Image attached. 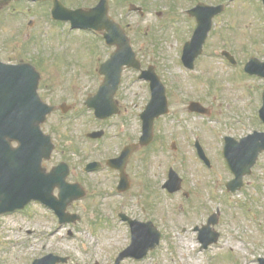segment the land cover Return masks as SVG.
I'll return each mask as SVG.
<instances>
[{
  "label": "rangeland",
  "instance_id": "obj_1",
  "mask_svg": "<svg viewBox=\"0 0 264 264\" xmlns=\"http://www.w3.org/2000/svg\"><path fill=\"white\" fill-rule=\"evenodd\" d=\"M229 1L217 0L218 3L230 4ZM98 2L99 0H66L65 5L74 9L92 7ZM178 2L179 0H112L110 14L127 27L129 35L135 38L136 50L141 51L145 47V51L150 47L153 35H157L160 40L163 36L175 40L172 30L165 28V23L170 18L167 14L170 5L175 3L179 6ZM130 4L142 7L144 16L130 12ZM262 6L258 0H237L236 3L228 5L231 20L233 18L232 24H235L233 43L239 47V60L242 64L252 57L264 60ZM38 8L32 9L30 5L22 7L18 9L21 17L16 20L9 19L0 25V58L3 61L11 58L15 62L23 60L35 65L43 77L40 95L47 103L81 104L94 91L95 81H100L98 65L106 61L114 49L105 46L103 40L89 31L73 30L67 24L54 23L47 18L48 9ZM158 13L162 15L161 20ZM120 15L123 17L120 18ZM226 19L225 16L223 20ZM30 21H35L36 24L28 27ZM188 37L189 33L183 31L178 39L179 44ZM220 42L217 45L218 51L221 49ZM172 44V48L164 44V54L169 55L170 65L177 63L178 59L175 52L177 46ZM159 58L157 61L161 65V76L168 80L174 90L177 103L174 106L175 112L181 107V101L185 102V94L206 99L203 106L210 110L208 115L203 116L185 110L176 112L175 117L163 120V126L166 122L169 127L164 128L161 138L167 145V137L175 132L178 134L181 153L177 157L171 153L169 165L188 176L190 181L196 179L195 185L198 189L201 187L205 191L209 180L216 182V205L218 204L221 214L215 228L220 233V239L210 249L202 251L196 241L198 233L188 227L194 228L197 223H188L185 226L187 219L178 210V199L173 197L169 200L164 197L160 202L161 213L157 211L153 214L163 221L158 223L164 227L162 244L152 256H148L141 263L128 261L124 264H260L259 258H264V153L260 155L252 174L244 179V187L233 195L226 192L227 182L234 177L222 156L225 137L239 140L254 131L264 132V124L259 119L264 79L249 77L242 67L231 68L221 57L211 59L208 70L202 68L191 73L181 72L179 69L166 70L163 66L167 60L161 56ZM133 76V73H126L122 87L123 96L126 98L122 105L128 109V114L123 113L128 117H135L132 125L137 124L140 131L136 114L142 111L140 106L145 104V89L140 84L133 85ZM134 101L136 105H133ZM137 104L138 108H135ZM89 114L92 115L89 112L81 117V121L75 122L87 126H84L83 132L80 133L79 126L76 128L78 132L71 134L81 150H67L66 160L81 161L85 160V156H96L93 146L90 145L86 150L83 142L85 132L93 128L88 122ZM60 122L58 116L51 119V124ZM69 124L70 122L64 124L66 130H69ZM49 128L47 125L45 131L48 132ZM161 131L163 132V127ZM171 138L172 141L174 138ZM64 139L68 141V136L64 135ZM197 139L211 158L213 172L205 166L201 168L196 161L194 145ZM56 142L60 146L69 144L64 143L60 136H56ZM168 145H171L169 140ZM164 170L165 168L162 171L154 168V173L162 172L163 179ZM161 178L155 179L156 182H161ZM153 197L156 198L155 195ZM212 204L215 206L214 202ZM99 206V202L92 198L71 205L69 211L81 216L80 221L71 225H59L54 215L46 214L47 210L39 204L29 208L28 213L1 217L0 264H32L36 259L50 253L70 256L68 264H113L111 260L115 249L128 246L129 240L126 229L123 228L120 233L106 231V237L110 236L101 243V239L105 238V234L101 238V230L108 223L106 219H101L102 206ZM180 206H183L181 202ZM183 208L188 211L186 206ZM136 210V215L142 214L141 207ZM192 236L197 247L191 252L185 247V239Z\"/></svg>",
  "mask_w": 264,
  "mask_h": 264
},
{
  "label": "flooded vegetation",
  "instance_id": "obj_2",
  "mask_svg": "<svg viewBox=\"0 0 264 264\" xmlns=\"http://www.w3.org/2000/svg\"><path fill=\"white\" fill-rule=\"evenodd\" d=\"M1 1L2 0H0V2ZM9 1L6 4L4 3L0 5V25L5 24L9 19L16 20L21 17V14H18V9L22 7L30 5L32 6V9H34V7L35 9L37 7H39L38 9H51L54 4L53 0L44 2L33 0ZM123 1L129 2L127 0ZM229 2L230 4H234V2L236 3V1L232 0ZM178 4L179 6L175 3L170 5L169 11L167 12L170 18L168 23H165L167 25L165 28L169 31L172 30L175 40L166 38L165 36L160 40L157 35H153L150 40V47L145 51V47H143L141 51L136 50V44L134 43L135 38L129 35L127 27H124L121 22L115 19L121 26H123L130 37L132 46L137 54V59L140 62V68L139 70H124L121 83L114 96V101L116 102L118 109L117 114L111 115L107 118L98 119L94 115V112L91 111L92 115H89L88 122L90 125H93V128L85 132L83 142H85L86 150L90 145L93 146L94 150L97 152L96 156L88 155L85 156V160L81 161H69L65 159L68 156L66 153L67 150L73 152H78L79 149L81 150L76 138L71 134L73 132L77 133L78 130L76 128L79 126L80 133L84 131V126H87V124L83 126L75 123L81 121V117L90 112V110H86L84 106L85 102L81 104L74 103L64 107V109H67L68 111L66 114L63 113V108L61 107L65 102L60 104L49 102L50 105L56 107V110L48 117L44 128L46 130V126H50L49 131L46 133L53 138L55 149L51 160L45 162L44 166L47 172H50L62 163H66L69 171L67 183H69L70 186H77L75 189L77 193L81 191L84 192L85 196L83 200L92 198L99 202V207L101 208L102 206L101 219H106L108 223L107 227L101 230V238L106 231H109L110 233H120V229H126L129 240L128 246L124 248L117 247L115 249L111 260L113 264H124L128 261L141 263V261L145 260L148 256H152L155 250L159 249L163 242L162 229L164 227L159 226L158 223H163V221L153 214L157 211L161 213L160 202L164 197L169 200L173 197L178 199V210H180L182 216L187 219V222L184 224L185 226H188L186 225L188 223H197V226L194 228L193 226L188 227L194 229L195 232L198 233L196 241L199 246H201L199 236L203 230L209 228L212 230L213 235L214 233H219L217 228H215L217 220H214L217 219L218 212H220L218 211V204L216 205L217 193L216 186L214 185L216 182L209 180V182H207L209 184L205 191L201 187L198 189L195 185L196 179L190 181L188 176L182 174V172H180V170L178 171L174 166L169 165V155L173 153V155H175L174 157H177V155L181 153V145L179 146L178 144V134H176V132L170 134L166 140L167 145L164 144V139L161 138L162 133L164 134V128L169 127L166 125V122L163 126V120L175 117L181 110L194 114L191 110L192 104L198 103L203 105L206 102V99L199 98V96L194 98L191 97L190 94H185L187 98H183L185 99V102L183 100L181 101L179 104L181 107L176 113L174 106H176L177 103L174 97V90L168 80L161 76V65L157 59H160L159 56H161L167 60V63L163 66L166 70L173 71L174 69H179V71L187 73L196 70L200 71L199 69L202 68L208 70L210 67L209 61L218 57H221L231 68L238 67L239 64H241L243 68V64L242 61L239 60V47L235 46L233 43L235 24H232L233 18L231 20V15L229 14L228 5L230 4L225 2L218 3L217 0H179ZM219 7L221 8V11L217 14V12L214 11V8ZM157 15L159 16V20H161V13H158ZM120 16V18L123 17L122 15ZM225 16L227 22L223 20ZM33 24L35 25V21H33ZM198 26H200L201 30L200 35L210 26L209 33L203 44V37L202 39L200 37V39L190 43ZM183 31L188 32L189 37L179 44L178 39ZM17 32L19 31L17 30ZM228 36H230V38H228ZM148 37L150 38V35H148ZM219 41H221L220 51H218L217 46ZM172 43L177 46L175 52L178 59L177 63L170 65L169 55L164 54V44H167L172 48ZM201 44L202 52L199 50L201 49ZM113 49L115 51L116 48ZM197 52L200 54H198L197 58L193 61L192 57L196 56ZM3 62L16 65L25 61L20 60L15 62L11 58L10 60H4ZM104 62L105 61L102 63ZM126 73H133V85L140 84L145 89L143 94L145 104L140 106L142 111H138L136 114V121L140 123V131L137 129V124L132 125V120H134L135 117H128L125 114H128V109L124 108L122 105L123 101L126 99L122 93ZM98 80L100 81H95L96 89L94 88V91L88 94L86 99L93 97V95L97 93L99 87L105 81V76L100 75L99 73ZM153 99L156 103L154 108L155 111L153 113H156L158 110L162 112H159L157 117L156 115L154 116L155 125L153 135L142 140V114ZM133 105H136L135 101L133 102ZM135 108H138V104ZM168 109L169 112L166 113ZM204 110L206 112L210 111L206 107ZM54 116H58L61 119V122L51 124V119ZM68 116H70V118ZM66 122H70L68 126L69 130L65 129L64 124ZM73 127H75L74 130ZM162 127L163 132L161 131ZM63 130H65V133ZM64 135L68 136V141H65ZM56 136H60V139L64 143L69 144L67 146H60V144L56 142ZM172 136L174 139L171 141ZM168 140L171 142L170 146L168 145ZM13 145L16 147L18 143L13 142ZM61 149H63V151H61ZM194 150L196 161L200 167H207L202 163L204 162L209 164V167L207 168L213 172L214 168L211 158L207 155L201 141L198 139L195 141ZM199 150L200 152L206 153L209 159L207 162L199 159ZM93 162H96L97 164L92 167V169L95 170L90 172L87 170V167ZM165 162L166 165L164 166ZM154 168L160 171L165 168L163 179L161 178L162 172L154 173ZM177 176L180 179H178ZM158 178H161L162 181L157 183L155 179ZM187 183L190 185H187ZM67 188L71 189L72 187ZM172 189L178 190L171 192ZM53 194L54 196L59 197L60 190H55ZM154 195L157 199L153 197ZM180 202L183 206L188 208V211H186L183 206H180ZM213 202L215 206H213ZM33 205L34 204H30L26 210ZM107 207L109 209H107ZM128 207H130L129 210ZM139 207H141L143 215L140 213L138 216L136 215V209ZM162 212V214H164L165 210ZM220 214L221 213H219L218 219ZM162 218H164V216H162ZM212 220H214L213 223ZM131 223L134 224L133 227ZM132 229H138L140 231L138 236L141 240H146L149 237L150 243H153L156 238L155 230L159 233V243L156 248L150 250L145 257L140 259L133 258L132 252L128 249L133 239ZM69 232L72 234L71 231ZM213 235L210 238H212ZM106 236L107 235L105 234V238L101 239V243L103 242V239L107 240L110 235L108 237ZM210 247L211 246L207 247L205 250L210 249ZM66 257L70 260V256ZM97 263L98 262H96V264Z\"/></svg>",
  "mask_w": 264,
  "mask_h": 264
},
{
  "label": "water",
  "instance_id": "obj_3",
  "mask_svg": "<svg viewBox=\"0 0 264 264\" xmlns=\"http://www.w3.org/2000/svg\"><path fill=\"white\" fill-rule=\"evenodd\" d=\"M53 17L56 20L70 21L73 28L95 31L105 29L108 31L107 43L118 46V50L102 66L101 73L106 76L103 86L92 100L93 102L89 101V106L95 110L99 118L116 113L117 109H114L111 99L120 84L121 73L124 67H136L139 63L130 40L109 17L108 0H102L93 9L75 11L65 8L57 1L53 9ZM208 30L209 27L200 35L199 27L193 42L203 37V44ZM196 56L192 58L195 59ZM246 71L264 77V63L253 59L247 65ZM39 80L40 75L30 65L8 66L0 63V215L24 208L34 197L44 198L40 190L43 186L49 185L48 178L43 174L44 170L41 167L43 160L50 158L53 145L50 137L43 133L41 125L54 109L41 101L37 92ZM155 106L156 103L153 100L144 115V138L153 128L154 116L152 115ZM260 117L264 122V95ZM11 141H17L19 147L11 148ZM262 152H264V133L255 132L240 143L231 138L227 139L225 156L230 168L237 176V179L229 185L230 188L235 190L241 186L243 175L251 172V168ZM32 184L37 189L29 197L26 194L30 190L28 186ZM22 185L25 186L26 192L20 191ZM61 198L62 200L55 204V208L63 218L65 208L73 200L64 196ZM44 202L51 204L53 201ZM217 238L218 235H213L212 238L205 239L203 241L205 248L217 242ZM158 242L159 235L153 243H149V246L154 248ZM61 260V258L49 256L35 261L34 264H56Z\"/></svg>",
  "mask_w": 264,
  "mask_h": 264
},
{
  "label": "bare ground",
  "instance_id": "obj_4",
  "mask_svg": "<svg viewBox=\"0 0 264 264\" xmlns=\"http://www.w3.org/2000/svg\"><path fill=\"white\" fill-rule=\"evenodd\" d=\"M185 247L187 251H194L196 249L197 246L194 243L193 236L191 238L185 239Z\"/></svg>",
  "mask_w": 264,
  "mask_h": 264
}]
</instances>
